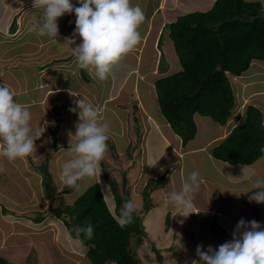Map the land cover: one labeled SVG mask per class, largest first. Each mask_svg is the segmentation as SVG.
I'll return each mask as SVG.
<instances>
[{
  "label": "crops",
  "instance_id": "crops-1",
  "mask_svg": "<svg viewBox=\"0 0 264 264\" xmlns=\"http://www.w3.org/2000/svg\"><path fill=\"white\" fill-rule=\"evenodd\" d=\"M245 1L260 3L264 10V0ZM162 2H165L164 8L161 5ZM166 2L167 0H160L158 2L159 7L156 8L157 4H154L150 12L144 13L145 20L139 28L142 39L133 50L125 55L126 58H131L132 63L129 58L130 63L124 61L125 64L121 67L116 64L113 66L108 78L101 80L93 69L86 70L88 79L83 77L69 44L65 42L66 39L74 38L76 44H73L72 47H76L80 42L78 37H74L76 19L74 14H65L58 19L59 35L56 42L54 39L37 35L33 30V26L43 15L44 6L41 0H0V85H4L13 91L15 98L30 110L32 114L31 126L34 132L39 131L44 121L48 122V131L46 128L43 135L35 141L36 149L30 155L15 160L0 156V252L6 250L7 242L15 236H24L25 241L28 239L27 243L24 241H10L8 253L4 256L0 253V256L4 257L9 263L12 264V261L17 263L18 254L12 252L11 249L20 243L26 244L29 248L33 243L39 244L45 251L50 244L57 247L62 255L65 254L63 251L67 249L70 250V256L75 257L77 260L76 251L77 249L81 250L82 245L79 244L80 247H78L76 243H70L75 242V239L69 236L63 222L54 215L49 214L46 217L44 216L43 219V216L40 218L39 214H35L36 211L33 210L35 205L33 206V204H35L38 196L43 197L47 200L48 212L49 207L60 200L62 194H65L62 191L70 186L64 183L60 172L54 168H57L58 163L68 161L63 156L71 153V147L76 143L75 138H71V136L75 134V126L79 118L76 112H71L69 109L75 107V100L83 98L99 109L100 119L109 125V129L110 122L113 123L114 120L119 121L120 118H123L124 124L128 122L129 116L125 113L126 110H119V106L131 105L132 110L134 106L138 108L139 97L142 96L145 101L144 105L147 107L151 122L148 124V129L139 127L140 121L136 119L139 114H134L135 112L132 111V124L135 123L134 132L136 135L133 140L136 139L138 145L132 150L135 158L130 157V161H132L130 165L135 162L133 166H136V161L140 160L139 162H142L140 167H147V170L144 171L147 173L145 176L147 179L144 180L143 177L145 181L143 183L144 188L142 187L137 194H133L134 198L130 196L123 183H117L120 196L128 194L133 202L143 201L141 194L147 187V182L159 179L164 175L159 186L154 190H150V197L158 188L166 189L165 193H160V195H162L163 201L168 202V193L175 191L173 187L176 184L175 178L179 186L177 192H179L189 176L186 175V170L189 173L192 171L200 173V188L193 194L194 207L189 210L191 214L189 212L185 214V220L188 224L186 226L185 224L177 225L174 230L173 224H168V230L170 227L171 232L175 235L174 242H177V246L185 250L184 254L186 256L191 252L187 264H193V261L198 260L197 246L203 245L204 250L208 246L216 248L233 238V232L241 219L246 221L255 220L256 211L253 212V210L258 204L250 207L249 204L242 202L235 207H228L224 202H234L240 199L235 193L243 189H241L240 181L247 177H239L235 180V168L248 166L229 165L214 159L210 153L215 144L224 140L230 131L244 120V113L248 104L243 105L245 102L242 103V101L245 100L244 97L250 98L247 89L251 86L244 82L247 78L242 79L241 76L234 77L232 80V89L234 83L237 84L240 95L238 96L234 92L235 108L225 125L221 126L208 117H194L196 118L195 124L197 127L193 139H196L197 142L193 145H182L181 139L171 130L161 116L159 108L158 114L156 112L155 116L154 112H150L152 110L151 105H147L148 98H152L154 105L156 103L153 85L160 78L157 77L151 81L146 74V70L149 67L156 66L155 44L153 43H155L160 33L164 36V27L169 22L164 17ZM204 5L205 2H200L199 9H204ZM155 15L163 20H156ZM163 44L165 45L163 54L171 57L172 54L167 51L168 44ZM69 57H71L70 60L67 59ZM256 62L258 66L261 65L260 63H264L262 61ZM156 67L158 68V66ZM159 69L161 73H167V71H164L165 68L162 62ZM136 71H138L137 76L141 78L140 82L138 81L135 84L131 80L132 76L129 78L128 76ZM115 75L117 76L115 77ZM146 77L150 79L148 81L151 82L152 91L149 90L148 81L145 80ZM237 81L239 82L237 83ZM209 120L213 123H208ZM51 127L55 128L53 132H51ZM199 131L202 133L200 137L198 136ZM133 137V135L130 136V138ZM130 145L131 141L126 140L123 145L125 151ZM138 147H140V151H138ZM2 148L3 144L0 143V149ZM137 153L139 155L138 160ZM186 158H188L187 167H185ZM128 170L129 175L125 173V183L129 182V177L134 179L135 176L139 175V172L133 173V168ZM101 178L104 179L105 177L102 171H98L92 181H94V184H99L104 199H106L107 193L110 194L112 197V210H114L115 200L108 178L103 180L104 183L109 185L107 190L101 185ZM54 179H57V182ZM132 181L134 182V180ZM243 182L245 183V181ZM120 186H122V189ZM214 188H218L222 192L212 193L211 190ZM157 198L155 196L151 197V204L153 205L149 212L157 208L158 204L155 202ZM107 206L109 209L111 208L108 204ZM262 210L263 208H259L261 215L263 214ZM233 214L238 215V217L234 219ZM11 218L15 220L14 223ZM167 218H169V215ZM46 219H48L47 223L44 222ZM260 223L264 225L262 221ZM43 224L53 225L56 229L57 227L58 229L60 227L64 228L67 237L64 243H57L55 236H50L49 233L46 234L47 240H42L41 237L37 238L38 241L31 239L34 227L30 226ZM185 238L189 241L188 247L178 243V241L184 243ZM82 249L85 250V247ZM83 258L85 257L83 256ZM82 259L78 263H81Z\"/></svg>",
  "mask_w": 264,
  "mask_h": 264
},
{
  "label": "trees",
  "instance_id": "trees-1",
  "mask_svg": "<svg viewBox=\"0 0 264 264\" xmlns=\"http://www.w3.org/2000/svg\"><path fill=\"white\" fill-rule=\"evenodd\" d=\"M166 28L181 71L154 82L156 105L185 145L195 137V116L208 117L221 126L232 116L235 97L229 75L240 77L253 61H264V10L257 2L216 0L208 11L179 17ZM86 70L80 72L88 79ZM210 153L229 165L250 166L264 157L261 111L247 106L242 123L215 144ZM163 178L164 175L147 182L142 192L144 207L133 213L130 223L121 224L110 213L97 183L72 205L63 209L51 205L49 212L63 222L73 239L78 229L89 223L93 226L91 238L81 233V245L87 249L85 257L90 264H143L137 254V248L148 236L142 218L153 205L148 197L150 190L158 187ZM110 188L115 216L119 217L122 201L130 199L128 194L120 196L112 181ZM0 264L10 263L0 257Z\"/></svg>",
  "mask_w": 264,
  "mask_h": 264
},
{
  "label": "clouds",
  "instance_id": "clouds-1",
  "mask_svg": "<svg viewBox=\"0 0 264 264\" xmlns=\"http://www.w3.org/2000/svg\"><path fill=\"white\" fill-rule=\"evenodd\" d=\"M41 3L44 6L43 15L33 26V30L37 35L57 42L58 19L65 14H74V37H78L80 42L76 47H72L76 44L74 38L66 39L65 42L69 44L78 66L81 69H93L101 80L108 78L113 66L142 39L139 28L145 20V14L139 5H133L132 0H76L75 3L73 0H41ZM164 29H167L166 25ZM166 34L169 38V31ZM162 37L160 33L153 43L156 66L161 64L163 57L166 58L163 54L165 45ZM169 41L172 44L170 38ZM154 74H158V69ZM74 104L75 107L69 109L76 112L79 118L75 134L71 136L76 140L71 147L74 156L63 163L60 171L61 179L67 185H77L83 177L97 174L108 151L109 140V125L101 122L99 109L84 98L75 100ZM31 120L30 110L15 98L13 91L0 85V143L3 144L0 156L15 160L30 155L36 149L35 141L43 135L48 122L44 121L39 131L34 132ZM262 123L264 126L263 116ZM200 180V173L192 171L181 191L168 193L169 200L181 211L191 214L189 210L194 207L193 194L199 190ZM253 185V189L258 191L248 196L249 202L264 204V177L258 176ZM136 208L137 205L131 199L125 201L116 219L121 224L130 223ZM93 232L94 228L90 223L78 229L75 242L82 244L81 233L85 238H91ZM169 233L167 227L165 234ZM196 254L199 260L193 261V264H264V225L255 220L241 219L230 241L216 248L208 246L206 250L203 245H199Z\"/></svg>",
  "mask_w": 264,
  "mask_h": 264
},
{
  "label": "rangeland",
  "instance_id": "rangeland-1",
  "mask_svg": "<svg viewBox=\"0 0 264 264\" xmlns=\"http://www.w3.org/2000/svg\"><path fill=\"white\" fill-rule=\"evenodd\" d=\"M157 1L159 2L160 0H132V3H133V5H139L143 9L144 13H148V12H150V9L154 6V4L155 5L157 4L156 8L159 7V3ZM215 1L216 0H167L166 7H165V13L166 14L164 15V17H166L168 19V21H169L168 24H170L172 22L174 23L177 21V19L179 17L188 15L190 13H193L196 11L197 12L198 11H200V12L208 11L210 8H212ZM75 2H76V0H73V3H75ZM200 2H205L204 9H199ZM161 5H163V8H164L165 2H162ZM157 15H159V14L157 13ZM157 15H155L154 18L156 20L160 19V21H162L163 19L158 17ZM167 32H168V29H166L164 31V36L162 37L163 42L165 44H168L167 51H169V53L172 54L171 57L166 56V58L163 57V60H162L163 66L165 68L164 71H167V73H164V74L161 73L159 66H158V68L156 66L153 68L149 67L146 70V74L151 79V81H153L157 77L161 78V77H164L167 75L168 76L172 75L178 71H181L180 64L178 62V58L175 54V50H174L172 44H170L171 42L169 41V38L166 34ZM129 58L130 57L126 58V56H125V58H123L117 64V66H119V67L123 66V64H125L124 61L129 62L131 60V58H130V60H129ZM67 59L70 60L71 57H69ZM131 63H132V60H131ZM256 64H257V62L253 61L250 65L249 69L247 70V72H245L241 75L242 79L247 78L244 82L251 85V86H249L250 88L247 89V94L248 95L250 94V98L244 97L245 100L242 101V103L245 102L243 105L248 104V105H254L255 107H257V109H259L261 111V114H262L263 119H264V63H260L261 65H259V66ZM156 69L159 70V73L157 75L154 74ZM112 70H111V72H112ZM137 73H138V71L132 72V74L128 76V78L130 76H132L131 80L134 81L135 84L138 81L140 82V78H141V77L137 76ZM116 76L117 75H115V77ZM95 77H96V75H95ZM148 77H146L145 80H147V81L150 80V79H148ZM118 79H120V78H118ZM232 80H233V77L229 75L230 83H232ZM238 82L239 81H237V83ZM107 83H108V81H107ZM147 84H148L149 90L152 91L153 88H151V86H150L151 82L148 81ZM115 85H116V78H115ZM233 91L235 93H237L238 96L240 95V92L238 90V85L235 83L233 85ZM253 93H256V94L253 95ZM155 102L157 103V99H155ZM137 103H138L137 104L138 108L136 106H134L132 108V110H131V105L119 106V108H120L119 110H126L125 113L128 114L129 119H128V122H125L126 124H124L123 118H120L119 121L114 120L113 123L110 122L111 125H110V129H109L108 151L105 155V158L101 161L100 166H99V171H102L103 176L105 174L107 175V171H108V182H109V184H110V181H112L113 183H116V184L117 183H120V184L123 183L125 189H127L129 191L130 196L132 198L135 197L133 194H137L140 191V189L144 186L143 185V183L145 182L144 180L147 179V178H145L147 173L144 172L145 170H147V167L146 168L142 167L143 168L142 169L140 167L141 163H142V162H139L140 160L136 161V166L135 165L133 166V164H135V162H133V164L130 165L132 163V161H130L131 158L132 159L135 158L133 156L134 154H133L132 150H133V148L137 147V145H138V141H136V139L133 140L136 137V135L134 132V124L135 123L132 124V122H133L132 111L135 112L134 114H136V113L139 114V116L136 117V119L138 121H140L139 127H141V128L144 127L145 129H148V126H149L148 124H150V122H151L147 107H146V105H144L145 101H144V99H142V96L139 97ZM156 103H155V105H156ZM148 104H150L151 108H152V110L150 112H154V114L156 116V112L158 114V107H157L158 105L155 106L153 104L152 98L147 99V105ZM156 109H157V111H156ZM130 112H131V115H130ZM106 119L109 121L107 116H106ZM193 120L195 123L196 118H194ZM202 121H204V120H202ZM101 122H104V121H101ZM208 123H213V122L210 121ZM56 127H57V125H56ZM196 127H197V125H196ZM50 129H51V132H53L55 130V128H53V127H51ZM47 131H48V127H47ZM132 135L134 137L130 138V136H132ZM198 136L199 137L202 136V133L200 131L198 132ZM126 140H130L131 145L125 151V146H123V145H124ZM193 140L194 139H191L186 144L193 145L197 142L196 139L194 141ZM135 142H137V143H135ZM138 151H140V147H138ZM73 156H74V153L71 152V153H68V155L63 156V157L66 158L67 160H69V158H72ZM136 157L138 160L139 159L138 153H137ZM39 163H41V162H39ZM62 165H63V163L60 162L56 165L57 168H54V169L60 172ZM185 165H186L185 167L188 166V158H186V160H185ZM203 166H205V165L203 164ZM132 168H133V170H132ZM128 169H131L133 171V173L139 172V175L135 176L134 179H133V177L131 178L128 176L129 182L125 183L126 174L129 175ZM235 170H236L235 180H237L239 177H241V178L247 177V178L243 179V181H245V183L243 181H240L241 189L242 188L243 189L240 191H236V193H235L240 197V199H238L234 202L224 201L225 205L228 207H233V206L235 207L238 204L245 202V204H249L250 207H254V205H256V203L255 202L250 203L248 200V196L251 195L253 192L258 191L257 189H253V187H254L253 181L258 176L264 177V157L260 158L253 165H250L248 167L239 166V167L235 168ZM149 172H150V170L148 171V173ZM200 172L202 173V171H200ZM189 174L190 173L186 170V175H189ZM95 176H92V177L85 176L77 182V185H70L68 188H65V190L62 191L65 194H62L60 200L56 201L54 203V206L63 209L66 206L72 205L86 191V189L91 186V184H94L93 183L94 181H92V180L95 178ZM143 177H144V180H143ZM104 179L103 178L100 179L101 185L104 188H106L105 190H107L109 185L103 182ZM132 180H134V182ZM54 181L57 182V179L56 180L54 179ZM175 182H176V184H175L176 186L174 185L173 187H174L175 191L177 192V190H179L178 189L179 186H178V183L176 181V178H175ZM120 187L122 189V186H120ZM165 190L162 188H158L157 191L152 194L151 197H153V196L158 197L155 200V202L158 204V206H157V208L152 210L150 213L146 214V216L144 215V217H143V223L145 226L144 228H146V233L148 236H147V238H145L144 242H142V244L137 248V254H138L140 260L143 262V264H187V262L189 260V256H190L191 252H189L188 255L186 256L184 254L185 250L181 249L177 246V242H174L175 235L171 232L170 227H169L170 233L167 235L165 234V231L168 227V224H170V223L173 224V230L176 228L177 225H184L185 224V226H186V224H188V222H186L187 220H185V214H187L185 211H181L170 200L168 202L163 201V197H162V195H160V193L164 194ZM250 190H252V191L249 192ZM216 191L222 192L218 188H214L211 190L212 193H214ZM247 192H249V193H247ZM142 196H141V198H142ZM148 197L150 198V195ZM111 199H112V197L110 196L109 193H107L105 201L111 207L110 208L111 210L109 208H108V210L116 218L115 212H114L115 210H112L113 207H112ZM142 199H143V201L134 202L137 205L136 210L138 212L141 211V209H143V207H144V206H142V204L144 203V198H142ZM122 203H124V202L122 201ZM33 206H34L33 210L36 211L35 214H39L40 218L43 216L42 218L44 219L47 215L50 214L49 210L47 212V206H48L47 200L41 196L37 197V200H36L35 204H33ZM259 208H263V210H262L263 214L262 215L259 212ZM233 210H235V209H233ZM255 211H256L255 221H257V222L262 221L264 224V204H258V206L255 208V210H253V212H255ZM257 212H259V213H257ZM168 215H169V218H167ZM237 217H238V215L233 214L234 219ZM167 219L169 220L168 222H167ZM47 220L48 219H46L44 222L47 223ZM11 221H13V223H14L15 220L13 218H11ZM118 221H119V219H118ZM30 227H34L33 233H31V235H32L31 239H34L36 241H38L37 238H40V237L42 240H47L48 239L47 235H46L47 233H49L50 236H55V241L57 243H64L65 238H67L66 234H65V230L62 227H60L59 229L57 227V229H56L53 225H46V224H43L40 226L35 225V226H30ZM59 230H62V231H59ZM14 232H16V231H14ZM30 232H31V230H30ZM27 240L28 239H26V241H25L24 236L23 237L15 236L7 242V245L5 248L6 250L1 251L0 253L3 256L8 253V250L10 248V247H8V246H10V241H24L27 243ZM53 240H52V242H53ZM31 243H33V242H31ZM70 243H76V242H70ZM178 243L183 244L185 247H188V245H189V241L187 240V238H185L184 243H182L180 241H178ZM76 245H78V247H80V245L78 243H76ZM48 247L49 248L45 251V250H43V247L39 244L33 243L32 246L29 248L26 244L20 243L18 246L11 249L12 252H16L18 254L17 263L15 261H12V264H90V262L88 261V259L85 257V254H84V251L86 250V248H85V250H83L82 246H81L82 251L79 249H77V251H76L77 252L76 253L77 260L75 259V257L70 256V254H69L70 250L66 249L65 251H63V252H65V254L62 255V253L59 252L57 247H53L50 244L48 245ZM73 248H74V246H73ZM185 249H187V248H185ZM83 256L85 258H83ZM191 258H193V257L191 256ZM81 259H82L81 263H78ZM198 260H199V258H198ZM189 264H191V263H189Z\"/></svg>",
  "mask_w": 264,
  "mask_h": 264
},
{
  "label": "water",
  "instance_id": "water-1",
  "mask_svg": "<svg viewBox=\"0 0 264 264\" xmlns=\"http://www.w3.org/2000/svg\"><path fill=\"white\" fill-rule=\"evenodd\" d=\"M69 192V191H68Z\"/></svg>",
  "mask_w": 264,
  "mask_h": 264
}]
</instances>
